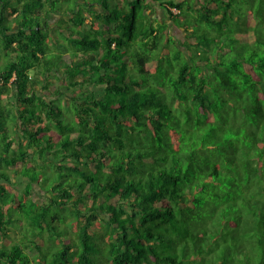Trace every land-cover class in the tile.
<instances>
[{"label":"trees","instance_id":"obj_1","mask_svg":"<svg viewBox=\"0 0 264 264\" xmlns=\"http://www.w3.org/2000/svg\"><path fill=\"white\" fill-rule=\"evenodd\" d=\"M0 264H264V0H0Z\"/></svg>","mask_w":264,"mask_h":264},{"label":"rangeland","instance_id":"obj_2","mask_svg":"<svg viewBox=\"0 0 264 264\" xmlns=\"http://www.w3.org/2000/svg\"><path fill=\"white\" fill-rule=\"evenodd\" d=\"M57 19V17H55L53 20H56ZM52 81H53V84L51 85V88H50V90H45L44 92H43V94H46L47 96H49V97H51L52 99H57V98H59L60 96L62 97V99H63V101H67L68 99H70V95L72 96V94H73V92H71V91H69V90H67L66 89V87L65 86H63V84H62V81H58V80H56L55 78H53L52 79ZM58 87H62V89H61V91L62 92H64L65 91V95H60V94H57L56 93V89L58 88ZM88 89H89V87H87ZM78 93H79V89L78 90H76ZM75 106V105H74ZM53 157H55V156H53ZM56 158V161L58 160V161H62L63 162V160L62 159H60V157L58 156H56L55 157ZM43 167H45L46 169H49V170H53V168L52 167H46V166H43ZM51 170V171H52ZM39 171V170H38ZM38 171H33V174L35 175V174H38L39 172ZM46 173V172H45ZM43 185L41 184V186H36V192H34V195H35V197L37 198V200L38 201H43V198H44V195H43V190L41 189V187H42ZM28 207H29V205H28V203H27V211H28ZM52 214L53 213H59V212H66V214L64 213V216H67V217H71V210H70V208H69V206H66L65 207V209L64 210H60L58 207H52ZM64 216H62V217H64ZM17 221H14L13 222V224L15 225V226H17V223H16ZM20 224V226H18L19 228H22V226H21V223H19ZM58 225L59 226H63V221H60L59 223H58ZM17 235H19V232H14V233H12V236L14 237V238H16L17 237Z\"/></svg>","mask_w":264,"mask_h":264},{"label":"clouds","instance_id":"obj_3","mask_svg":"<svg viewBox=\"0 0 264 264\" xmlns=\"http://www.w3.org/2000/svg\"><path fill=\"white\" fill-rule=\"evenodd\" d=\"M86 89V88H85ZM78 90V89H77ZM80 90V89H79Z\"/></svg>","mask_w":264,"mask_h":264},{"label":"crops","instance_id":"obj_4","mask_svg":"<svg viewBox=\"0 0 264 264\" xmlns=\"http://www.w3.org/2000/svg\"><path fill=\"white\" fill-rule=\"evenodd\" d=\"M86 88V87H85ZM87 89V88H86Z\"/></svg>","mask_w":264,"mask_h":264}]
</instances>
